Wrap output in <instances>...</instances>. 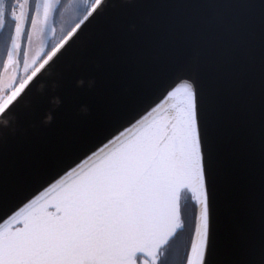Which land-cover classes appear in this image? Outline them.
Returning <instances> with one entry per match:
<instances>
[{
    "label": "snow or ice",
    "instance_id": "obj_1",
    "mask_svg": "<svg viewBox=\"0 0 264 264\" xmlns=\"http://www.w3.org/2000/svg\"><path fill=\"white\" fill-rule=\"evenodd\" d=\"M0 45L5 129L66 58L115 67L91 124L0 138V264H264V0H0Z\"/></svg>",
    "mask_w": 264,
    "mask_h": 264
},
{
    "label": "water",
    "instance_id": "obj_2",
    "mask_svg": "<svg viewBox=\"0 0 264 264\" xmlns=\"http://www.w3.org/2000/svg\"><path fill=\"white\" fill-rule=\"evenodd\" d=\"M115 2L119 4L120 0ZM155 11L148 9L142 17L130 16L117 21L112 41L114 54L138 39L141 25ZM114 72L113 63L100 45L91 46L82 56L66 58L45 72L39 83L30 86L32 91L22 101L17 117L11 118L12 126L5 129L0 123V138L7 135L16 143H37L55 140L76 127L91 124ZM49 117H52L50 122Z\"/></svg>",
    "mask_w": 264,
    "mask_h": 264
},
{
    "label": "flooded vegetation",
    "instance_id": "obj_3",
    "mask_svg": "<svg viewBox=\"0 0 264 264\" xmlns=\"http://www.w3.org/2000/svg\"><path fill=\"white\" fill-rule=\"evenodd\" d=\"M65 2H67V0H65ZM32 3L34 4L35 0H32ZM0 48H2V45H0ZM2 76H3L2 59H0V77H2ZM188 200H189L188 202H185V207H186V209L190 215L191 211H192L193 203L191 202L190 199H188Z\"/></svg>",
    "mask_w": 264,
    "mask_h": 264
},
{
    "label": "rangeland",
    "instance_id": "obj_4",
    "mask_svg": "<svg viewBox=\"0 0 264 264\" xmlns=\"http://www.w3.org/2000/svg\"><path fill=\"white\" fill-rule=\"evenodd\" d=\"M60 28H61V23H60L59 18H58V22H57V24H56V30H57V33H59ZM188 201H189V200L186 199V200L184 201V203H185V202H188ZM191 202H192V201H191Z\"/></svg>",
    "mask_w": 264,
    "mask_h": 264
}]
</instances>
